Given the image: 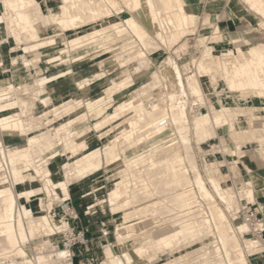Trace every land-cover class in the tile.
I'll return each mask as SVG.
<instances>
[{
    "label": "bare ground",
    "instance_id": "1",
    "mask_svg": "<svg viewBox=\"0 0 264 264\" xmlns=\"http://www.w3.org/2000/svg\"><path fill=\"white\" fill-rule=\"evenodd\" d=\"M246 1L250 3L254 10L256 9L264 16V0ZM0 2L5 9V12L0 14L2 16V24H5L8 33H11V35L13 34V36L15 35L20 38L23 35V38L26 37L29 39L32 44V42L41 40V26H59L62 31L75 30V32L78 33L80 31H78L77 28L80 23L92 21L91 24H93V28L90 31L79 33L76 36L71 37V39H68L65 42L66 47L71 45L73 50H76L81 47L97 43L101 44L103 42L105 47L107 46L106 42L107 44L109 43L108 48L112 46L114 47V45H119L121 47L119 49L123 51L122 53L124 55L120 52L121 55L110 57V62L115 63L116 65L122 64L125 67H130L133 63H137L139 68H146L145 70H151L152 64L149 54L152 51L157 50L159 46L158 41L151 32L157 35L156 37L160 38L162 41L170 38L173 39L174 42H177L175 40L180 39L186 32L191 31V29H188L193 20V16L186 10L184 0H61V3L56 10L50 8L47 12L43 10L42 5L38 0H0ZM124 7L132 13L126 17L130 26L129 30H123L125 27L119 29V26H117L116 23L114 25L115 20H112L115 16L113 13L114 10L117 11V14H122L125 12ZM136 16H139L140 20ZM119 21L120 20L116 22L120 23ZM98 24L100 25L95 26ZM212 30L211 35H209L206 38V41L203 42V52L200 56H195L194 62L196 65V72L186 78V83L190 92L187 90L184 81L185 78H183L180 66L172 57H170L167 60L168 67L166 70H153L150 73L149 79L142 84L141 88L136 90L135 96L131 98V101L128 100L130 102L128 105H125V103H118L117 109L111 113L112 117L110 116L111 118L109 117V120L106 119L108 117H105L107 123H113L119 119H123L127 124L126 126L120 127L118 125L120 132L114 136L109 147L106 148L108 149L106 153V159H108V161L119 156L120 148H122V152H125V148L126 151H135L148 139L159 137L167 130L169 125H171V122L177 124L176 127L179 128L178 130L182 134L183 148L186 150V156H184L182 152L175 153L173 150L171 151V147L175 144L167 143L161 148L153 147L149 150L150 152L148 154L141 153L142 156L139 157L140 155H138L137 157L139 158L137 159L135 156L127 160L124 159L118 164V170L121 173V177L114 181L113 187L109 192L112 204L110 205L114 211H125L134 208L133 210L128 211V213L133 211L131 212L132 215L130 213V215H125V224H128V226H121L123 230H126L129 226L134 229L136 226H139V228L145 232L142 227V221L138 220L137 222H132L130 224L128 222L140 218L141 215L139 213L141 211H151L152 214L156 215L159 209L162 211V208L165 206L167 207L163 202H166L169 195L173 198V204H175L176 209H178L180 213H183L182 218L177 220L178 223H175V226L177 225L178 227H175L172 230L156 237H149L143 232L144 238L140 243H136L135 254L131 252L132 250L129 245H127V241L123 239V236L118 233L120 235L121 253L129 264H136V259L145 258L151 262V260L159 257L160 253L170 255V260L174 262V264H189L187 262L188 260L184 262L186 255L181 254L179 257H172L169 252V250H173L174 248H180L184 242L193 243L198 241V243L201 244V252L197 253L192 259L194 261L196 259L198 262V258H202L200 262L203 264H249L245 247L248 251L253 253L260 251L262 247L264 248L260 240L256 238H246L245 247H243L240 240L241 236L239 237L235 229L236 227H233L226 212L216 204L215 196L209 189L207 182L200 171L197 158L182 133L187 121L189 123V119L186 120L188 114L186 103L188 95L191 93L198 97L195 96L198 101L200 100L202 102V106L207 107L205 111L197 110L192 117L196 125L194 127H196L199 135H208V137L212 136L217 132V129L228 125L231 137L236 141L239 148V151L234 148L231 149L229 151L230 155H240L242 153V147L246 143L252 142L262 147V156L264 159V139L255 134L260 132L258 130L261 128V126L259 127L258 120H264V118L257 116L253 109L247 111L245 108H237L223 104L218 107L211 98L206 97L201 83V77L207 76L214 86L222 80L227 86V89L232 93H240L241 96H248L251 93H255L258 97L264 98V43L252 44L247 49H243L240 46V43L242 42L240 37L238 35H233L231 43L236 45L237 50L235 51L230 48L220 55L217 54V51L223 46V34L219 27H214ZM193 31L195 30L192 29V32ZM192 32L190 33L192 34ZM132 37L135 38L133 39ZM125 41L127 42L125 43ZM41 44H44V42ZM126 44L127 48L125 47ZM101 46L102 44L100 47ZM82 58L83 57H81V59ZM26 61L27 59H25V62ZM39 63V60L34 59L27 65H37ZM185 65L188 66L187 63ZM141 69L140 74V71H137L136 67L133 71L132 69H129V72L122 76L123 78L120 80V85H118L117 81L112 79L113 84H110L112 86L108 87L109 92L113 95L114 93L120 92L127 83L132 81L135 74L134 72H138L136 75L139 76L145 72V70L142 72ZM71 72V68L69 67L68 71H60L53 76L45 74L39 75L36 79L35 85H28L26 83L14 88L15 86L13 83L9 82L6 83L5 86L0 87V131L6 139H11L12 136L17 133V130L14 127L16 124V117L14 116L16 114L14 113L17 111V108H21L22 111H19L23 113V116H28L24 122L26 123L29 132L33 131L31 128L34 125V121L31 120L37 116L40 117L39 119H42L41 117L43 116L44 118L42 121L44 122L47 120L46 125H48L47 128L44 129L45 134L42 132L45 135L47 144L52 143L54 145H59L64 143L66 146L70 147H64L65 149H72V147L74 149V145L71 147L72 141H69L71 138L65 139V136L61 135V131L51 125L53 124V120L50 119L53 114L52 111L69 103L68 101L59 107L57 106L58 108L55 107L56 109H51L52 111L50 110V112L49 110H45L40 114L34 115L33 118L28 115V113H30L29 110L31 112L32 110L36 112L38 107L37 102L43 105L49 103V96L47 95L48 98L42 96V93H44L41 91L42 88L47 89V85L54 79H57L59 76H65ZM157 91L159 92L157 94L158 97L156 95L153 96V93ZM25 95L29 96L26 98L24 97ZM146 97H149L150 99L147 102L145 101ZM73 100L75 101V99ZM105 100L106 98L104 97H101L96 101L89 98L86 105L92 109L91 114H93V112H96V115L104 114ZM28 101H33V104H29ZM195 101L196 100H194V103ZM169 102L171 113H169L166 108ZM78 104L75 105V107H78ZM192 107L194 108V106ZM70 112H72V110ZM240 116L247 117L246 120L248 127L246 129H237L235 126L236 122H240ZM162 117H164V119ZM159 118H162L163 120L161 119L162 121H160ZM105 119L103 120L105 121ZM101 124L103 125V123ZM213 126H215V129ZM143 127L149 129L146 131ZM141 128L147 132V136L143 132V129L142 131L140 130ZM211 128L214 129V132L208 133ZM21 131H19V133ZM68 132L69 131H67V133ZM70 133L72 135V132ZM73 133L75 134L74 131ZM80 133L82 132L80 131L79 134ZM79 134H77V137ZM42 136L43 135L40 137ZM75 136L72 137V140H74ZM223 143H225L224 140ZM84 145L86 146L87 144ZM75 146H77V144ZM79 146L81 148L82 144ZM24 147L25 148L20 150H15L14 148V151H7L4 142L0 141V245L4 246L2 253L0 251V258H2V256L3 259L4 257L6 259L13 256H19L23 259L21 261L13 259L12 262L6 260L1 261L0 259V264H56V262L66 259L68 251L64 249H54V242L52 240L55 239L53 237L55 228L48 225L43 216H36L31 208L26 210L25 218L23 217V214L18 215L16 213L17 201L19 202V200H17L16 194H14L9 185L11 179L13 181L15 177L17 178L15 188L20 195L27 197L26 200H30V195L32 193L28 191V186L37 179H35L36 177H33L30 180H27V178L33 176L30 173L25 174L29 177L22 175V172L21 175L15 176L14 157L15 155H19L22 160L26 159L28 162H37L39 161L42 149H44L42 145H39L38 137L35 135H30L29 143ZM219 147L221 146L219 145ZM79 149L77 148L78 152ZM66 152L67 150H65V153ZM1 153L7 162L9 174L5 171L6 168L2 162ZM202 153L210 154L211 149L206 152L204 150ZM37 154H39L38 157ZM75 154H77V152ZM98 154H100L98 150H92L84 157L76 159L72 165H69L66 170L67 181L63 182V185H66L73 177L77 178L76 176L78 175H76V173L88 171L90 165H93L96 168L100 167L102 159L95 158ZM186 161L190 168L186 167ZM213 164L214 161H211L210 165L213 166ZM209 180L221 199L226 200L227 203L228 201L232 202L234 200L231 199L233 198L232 196H234L232 194L231 186H223V176H215V174L211 176L209 175ZM51 183L53 184L52 179L50 178H47L45 183H43L45 184V189L49 195H52L57 191L54 190L53 192L50 188ZM246 183L243 182L236 185V187L240 190V194L243 195V197L246 195V201L252 202L255 195L253 190H251L252 188H248L247 190L245 187ZM192 184L197 188L201 197L206 200L208 210L202 209L203 207L200 205L201 198H198L200 201H197L199 204H196L197 199L195 198L197 197L194 189L190 188ZM247 184L251 185L249 182ZM160 185H163L164 188H161L162 186L160 187ZM168 190H172V193H169ZM159 193L161 194L159 195ZM121 197H127V199L120 203L119 199ZM141 197L148 198L143 202L142 200L144 198L142 199ZM139 198H141V203L139 202ZM159 204L164 206L161 208ZM195 204L199 205L198 207H200V209ZM201 204L203 205V203ZM230 204L232 205V203ZM50 206L51 205H49V207ZM195 207L199 210H194ZM227 207H229V205ZM243 223L244 224L237 226V230L244 234V232L248 231L244 226L247 225L249 229L251 227L248 223ZM36 232L40 235L43 234V239L46 241V244L50 245L51 249L49 248L48 250L50 251L46 253L36 251V255H34L35 259H29L27 255L28 252H26V248L22 243L24 244L29 240L30 236L35 237ZM38 233H36V236ZM211 236H213V238L215 237L216 240L209 241ZM209 244H212V247H209ZM107 247H109L107 248L108 250L106 249L103 251V261H107L108 264H125L124 258L118 253L119 251H116L114 244L111 243ZM170 260L169 262L171 263ZM191 262L192 261H190V264L194 263Z\"/></svg>",
    "mask_w": 264,
    "mask_h": 264
},
{
    "label": "rangeland",
    "instance_id": "2",
    "mask_svg": "<svg viewBox=\"0 0 264 264\" xmlns=\"http://www.w3.org/2000/svg\"><path fill=\"white\" fill-rule=\"evenodd\" d=\"M227 1H229V0H227ZM227 4H228V6L231 7L232 10H234L233 12H236L235 9H239L242 12L245 11V9L248 10L254 17H256V20L258 22L261 21L260 25L264 28V16L261 15L256 9L254 10V8L246 0H230V2ZM228 6H227L228 11H230ZM124 9H127V8L124 7ZM4 10L5 9L3 7V4L0 2V14L5 12ZM44 11L47 12L48 10H45V8H44ZM188 12L193 16V20H192L191 24L189 25V29H188V30L191 29V31L186 32L180 39L175 40L177 42H174V40L170 39V38H167V40H165V41H162L158 37H156V38L161 40L165 44L174 45V44L178 43L183 37H185L190 32H192V29L195 30V26L197 24V15L191 11H188ZM113 13L115 14V16L112 18V20H115L114 25L116 23V25L119 26V29L125 27V28H123V30H129L130 26L127 22L126 17H125L126 20L124 19V20L119 21L120 23L122 22L121 24L116 22L119 20V18H117L116 15H123L125 12L122 14H117V11L114 10ZM131 14L132 13L130 12V15ZM1 17L2 16L0 15V30L3 31V33L6 34V36L11 35V33H9L7 35L8 31L5 28L6 27L5 24H2ZM91 23H92V21L86 22V23H80V25L77 28V30L80 31L78 33L75 32V30H67V31L63 32V34L60 36V39H59V49L62 51L63 54L64 53L67 54V53H70L71 51H73V47H71V45H69V47H66L65 42L68 39H71V37H74L79 33L90 31L93 28V24H91ZM99 25L100 24L95 25V26H99ZM126 27H127V29H126ZM215 27H218V26H215ZM149 31L151 32L150 29H149ZM194 32L195 31H193L192 34ZM203 32H204V35H206L205 37L209 36V35L207 36V33H209V30L205 29ZM151 34L153 36L155 35L152 32H151ZM12 36H13V34H12ZM155 36H157V35H155ZM13 37H15V39H17V41H23V40L26 41L28 43V45L26 46L27 50H31L33 48L31 41L29 39H27L26 37L23 38V35L20 38L15 36V35ZM223 39H224V36H223ZM204 41H206V38L204 40H201L200 42H198L197 44H195V46H193L191 48L190 55L188 56V58L183 60V63H184L183 70L184 71L182 70V68L178 64V62L176 60H174L181 68L183 78H185L184 79L185 83L187 82L186 78L189 75H192L194 72H196V69H195L196 65L194 62L195 56H200V54L203 52V42ZM1 42H2V40H0V43ZM126 42L127 41H125V43ZM103 43H101L102 44L101 47H100L101 44L97 43L94 45H89V46L78 48L77 50H80V49L84 50L85 49V50L90 51L89 54H94V55L99 54V55H103V56H105V54H106L110 57H117L115 55H121V53L123 52V51H121V49H119V48H121L119 45H114V47L112 46V47L108 48L109 43L107 44V42H106V45H107L106 47L103 45ZM121 43H124V42H121ZM158 44H159V46H158V49H159L161 44L159 42H158ZM222 44H223V46L217 51V54L222 55L224 51H226L230 48L235 50V51L237 50L236 47H234L229 42H226L225 39L223 40ZM2 47H3V45H0V49ZM125 47L127 48V44L125 45ZM242 48L247 49L248 47H242ZM2 55L3 54L0 51V66L5 67L6 62L2 58ZM36 57H38V58H36ZM39 57H40V59H39ZM81 57H83V55ZM26 59H27L26 64L33 61L34 59L39 60L41 62L42 56H41L40 52H37V55H35V57L33 56V58H32L33 60L31 58H26ZM110 63L113 66L125 67L122 64L116 65L115 63H112V62H110ZM186 63L188 64V66L185 65ZM28 66H30V65H28ZM138 68L139 67H137V71H140L141 68H139V70H138ZM3 69H5V68H3ZM145 69L146 68L141 69L142 72ZM133 70H135V69H132V71ZM134 73L137 74L138 72L137 73L134 72ZM140 73H141V71L139 72V74ZM44 74L47 75V73H44ZM149 77H150V73H148V71L146 73L141 74L140 76L137 75L136 76L137 79L135 80V85H133V87H132L133 90H131L129 92L130 96L127 94V95L123 96L122 98L118 99L117 93H114V95H113L111 92H109L108 87L112 86L110 84H113V80L110 82V84L106 88L105 95L95 96L94 98H96V99H94L88 95L87 99H86L87 102H88L89 98L90 99L92 98L93 101H96V100L100 99L101 97L106 98V100L104 102L105 103L104 104V107H105L104 114L96 115V112H93V114H91L89 116V119H88L87 115L84 114V109L82 107H80V104L82 102L81 101L82 98H81L80 94H76L75 96H68L64 100H61V102H56L54 105H51L52 104L51 97L49 96V94H47L49 96V99H48L49 103H46V105H43V104L37 102L38 107L36 109V112H34V110H32V112L29 110L30 113H28V115H30L29 117L33 118L34 115L40 114L45 110L46 111L49 110V112H50L51 109H53L55 107L58 108L60 105L65 104L68 101L69 103L60 106L58 109L55 108L56 110H54V111L51 110L53 114L50 117V119L53 120V124H51V125L55 126L56 129H59L62 133L61 135L65 136V139L71 138V139H69V141H72L71 147L74 145V149H73V147H72V149H67V148L65 149L64 147H68V148H70V147L66 146L64 143H61L59 145H56V144L54 145L52 143L47 144V141H46V138L44 135L45 134L44 129L47 128L48 125H46L47 120L44 122L42 121L44 118L43 116L41 117L42 119H39L40 117L37 116L31 120V121H34V125L31 128V130H33V131L29 132V130H27V125L24 122L28 118V116L27 117L23 116V113H21L19 111V110L22 111V109L20 107H19L20 109L17 108L16 109L17 111L14 113V114H16V115H14L16 117V118L14 117L16 119V121H15L16 124L14 125V127L17 130V133L14 134L11 139L17 140L18 137H20V138L23 137L26 140V141H23L25 144L11 145V144H8L7 142L5 143L2 139L3 134L0 131V141L4 142L5 148L9 146L8 148H6L7 151H14V148H15V150H20L22 148H25L24 146H26L29 143L30 135L37 136L39 145H42L44 147V149H42L41 155L39 156V154H37V157L39 156V161H37V162H35V161H33V162L29 161L28 162L26 159L22 160L21 157H19V155H15V157H14V166H15L14 167V169H15L14 174H15V176L21 175V172H22V175H24L26 177L27 175H25V174L30 173L33 176L30 175L31 177L27 178V180H30L33 177L34 178L36 177L35 179H37L36 181L30 183V185L27 188L29 192H32L30 195V200H28V199L26 200L27 197L20 195L18 193V191L16 190L15 184H16L17 178L15 177V179L13 181L11 179L9 185L11 186L14 194H16L17 200H19V202L17 201L16 213L18 215L23 214V217L25 218L26 210L28 208H31L36 216H39V215L43 216L45 219V222L48 225L53 226V227H54V223L61 225L62 222L70 221L71 227H74L77 230H85L86 231V234H85L86 235V242L88 241V234L91 233L90 235L91 236L93 235L92 237H94L93 240H94L95 245H96V243L100 245L99 247L96 248L97 253H96L95 259H96L97 264H106L107 261H103L104 260L103 259V251L106 250L107 248H109L107 246L111 243L115 245L116 251L117 252L119 251L118 253L124 258V256L121 253V242L119 240L120 235H122L123 239L125 241H127V243H128L127 245H129L130 249L132 250L131 252L134 254H135L134 251H135L136 243H140L144 238V235H143L144 231L141 228H139V226H136L135 229L130 227V226H129L130 228L128 227L126 230H123L121 228V226H125V227L128 226V224H125L124 217H125V215L126 216L130 215L131 212H133V211L129 212L130 214L128 213V211L133 210L134 208H130V209L125 210V211H123V210L114 211L112 209V206H111L112 204L110 201V193L109 192L113 187L114 181L121 177V173L118 170V164L120 162H122L124 159L127 160V159L133 158L135 156L137 159V158L142 156L141 153L148 154L150 152L149 150L152 149L153 147L154 148L155 147L161 148L162 146H164L167 143H174L175 144L174 146L171 147V151L173 150V152H175V153L182 152L183 155L186 156V150L183 148L182 134L178 130L179 128L176 127L177 124L176 123L173 124V122H171L170 123L171 125H169V127L167 128V130L164 133H162L159 137H157L155 139H148L143 145H141L139 147V149L137 148V150H135V151H132V150L126 151V148H125V150H124L125 152H122L123 150H121L122 148H120L119 149L120 150L119 156L115 157L112 160L110 159L109 161H108V159H106V157H107L106 153L108 150L106 148L109 147V144H110V142H112L114 136L120 132V129H118V128L120 126H126L127 125L123 121V119H119L113 123H107V120H109L111 113L115 109H117L118 103H123V104L125 103V105H128L130 103L129 101H131V98H133L135 96L136 90L141 88L142 84L144 82H146L149 79ZM35 79H37V77H34L33 79L29 80L26 83L28 85H33L35 83L34 82ZM114 81H116V80H114ZM117 82H118V85L121 84L120 81H117ZM11 83H13V85L15 86L14 88H17V86H20L23 84V83H19V82H11ZM26 83H24V84H26ZM201 83H202V86L204 88L206 97L211 98L213 100V102L218 107H220L223 104V105L237 107V108H239V107L245 108V110L248 111V110L255 109L252 106H257L256 108H258V109L255 111V114L257 116L264 117V111H263L264 108L260 107V102H261V100L264 102V98L258 97L255 93H251L248 96H241L240 93H232L227 89V86L225 85V83L222 80H220L217 83V85L214 86L210 82V79L207 76L201 77ZM83 85L84 84H82V87H83ZM129 85L132 86V82ZM1 86H5V83H3V81H0V87ZM186 86H187V83H186ZM82 89L84 91H87V85H84V87ZM187 90H188V92H190L188 89V86H187ZM41 91L44 93H47L46 88H42ZM158 93H159L158 91L154 92L153 96H155V95L157 96ZM27 96H29V95H25L24 97L27 98ZM195 96L196 95H193L190 93L188 95V98H187L186 110H187L188 114H187L186 120L189 119V123L187 121V124L185 125V127L182 130L183 136L187 140V142L190 144L191 150L193 151V153L195 154V156L197 158V162H198L200 171H201L203 177L205 178L209 189L212 191V193L215 196L216 204L218 205V207L223 209L224 212H226V215H227L228 219H230L231 224L233 225L234 228L236 227L235 229H236L239 237L241 236L240 240H241L243 247H245L246 238H252V239L256 238V239L260 240V242L264 246V232H263L262 236L259 237L256 233L251 232V228L249 229L247 225H245L244 228L248 229V231L244 232V234L242 232H238L239 230H237L238 225L244 224L242 218L238 214V210L241 206H244L249 202L246 201L247 200V198H245L246 195H244L245 197H243V195L240 194V190L237 189L236 185H239L243 182H245V183L249 182L251 184V182L243 180V179L235 180L229 174V170H228V167L226 166V164L228 161L234 159V157H232V155H230V152H229L231 148L232 149L234 148L232 145L233 139L231 138V135H230L231 133L229 130V126L227 125V126H224L220 129L216 128L217 132H215L212 136H209V137H208V135H205V136L199 135L197 133L196 127H194L196 125H195V122H194L192 117L197 112V110L205 111L207 109V107L202 106V102L200 100L198 101V99H197L198 97L196 96L197 97L196 98ZM45 97H47V96H45ZM73 99H75V101ZM148 100H150L149 97H146L145 101L147 102ZM192 100H193V102H192ZM194 100H196L197 103H196V101L194 103ZM126 101H127V103H126ZM205 101H206V99H205ZM87 102H86V104H87ZM28 103L33 104V101H28ZM190 103H191V105H190ZM77 104L79 106L78 107L76 106L77 107L76 108L75 105H77ZM169 104H170V102L167 104L166 108L168 109V112L171 113V111H170L171 107ZM192 106H194V108ZM71 107L75 110H73ZM87 108H88L89 112L92 113L91 112L92 109L89 108L88 105H87ZM67 109H68V111H67ZM71 110H72V112H70ZM17 112H19L21 114H19ZM62 112L64 114H66V113L67 114L64 115ZM117 112H120V111H117ZM105 117H108V118H106L107 120L105 119ZM84 118H86V119H84ZM162 118L164 119V117H162ZM162 118H159L160 121L163 120ZM103 119H105V121ZM246 119H247L246 116H240L239 117L240 122L239 123L236 122V124H235L236 128L237 129H246L248 127ZM100 121H103V122H100ZM35 123H37V124H35ZM101 123H103V125ZM258 123H259V127L261 126V128L258 130L260 132H257V134H258V136L261 137V136H264V121L259 120ZM99 125H100V127H99ZM118 125H119V127H118ZM150 125H152V124H150ZM87 127L91 130V133H90L91 135L89 134L91 137H89V138L83 137L82 138L81 137L82 135H80V134H84L85 132L84 133L82 132L80 134H79V132L82 129H84L85 131L86 130L89 131V129ZM67 128H69V129H67ZM143 128H145L146 131L149 129V128L147 129V127H143ZM143 128H141L140 130L142 131ZM213 128L215 129V126H213ZM213 128H211L208 131V133L214 132ZM145 130L143 132L146 135L147 132ZM19 131H21L20 132L21 134L19 133ZM67 131H69V132L67 133ZM73 131L75 132L76 136L73 133ZM70 132H72V135ZM39 133H40V135H39ZM99 133H101L102 135L101 136L98 135ZM77 134H79L78 137H77ZM94 134L97 137L94 136ZM41 135H43V136L40 137ZM73 136L76 137V138L74 137V140H72ZM43 137L45 138V140ZM223 140L225 143H223ZM234 142L236 143V141H234ZM76 144L78 147L75 146ZM81 144H82V146L80 148L79 145H81ZM84 144H87L88 146L87 145L85 146ZM250 144L251 143L245 144L243 147L247 146V148H251ZM83 145H84V149H83ZM219 145L221 147H219ZM47 146L49 147V149ZM54 147H56V148L53 149ZM77 148L78 149L80 148L83 151H81L79 149V152H78ZM210 149H211L210 154L202 153V151L205 150V152H206L207 150H210ZM65 150H67L66 153H65ZM71 150H72V153H71ZM92 150H98L100 152V154L95 156V158L96 159H98V158L102 159L101 166L96 168L93 165H90L88 168L89 169L88 171L83 172V173H76V175H78V176H76L77 178L73 177L71 179V181H68L69 183L67 182L66 185H63V182L67 181L66 170L68 169L69 165H72L76 159H78V158L80 159V158L84 157L86 154H88ZM76 152H77V154H75ZM138 155H140V156L137 157ZM225 156H226V158H225ZM41 157H42V159H41ZM49 161H50V163H49ZM211 161H214L213 166L210 165ZM215 162H216V164H215ZM185 165H186V167L190 168L188 162L185 163ZM220 166H223V167H220ZM213 172H214L215 176H217V175L223 176V179H224L223 180L224 181L223 186H229V187L231 186L232 194L234 195V196H232L233 198H231L232 200L234 199L232 202L228 201V203H227L226 200L221 199V197L216 193L214 187H212L213 185L209 180V175L210 176L214 175ZM43 173H44V175H43ZM191 173H190V175L192 176ZM82 174H83V176H82ZM27 177H29V176H27ZM47 178L52 179L53 184L51 183L50 188L53 190V192H54V190H57L58 192L55 191V193L52 195L48 194L47 190L45 189V184H43V183H45ZM43 180H45V181H43ZM58 181H60V182H58ZM247 183L245 186L247 188V190H248V188H250V189L252 188L251 190H253V192H254L252 184L249 185ZM160 187L164 188L163 185H160ZM190 188L194 189L195 195L197 197V198H195V199H197L196 204H199L198 202L200 200H198V198L199 199L201 198L200 205H201V207H203L202 209L208 210V204H207L206 200L203 197H201L197 188L193 184L191 185ZM162 190H165V189H162ZM168 192L172 193V190H168ZM163 193H164V191H163ZM160 194L161 193H159V195ZM36 196H40V197L44 198V203L41 204L42 207L39 209H35L33 207L34 206L33 198L34 197L36 198ZM49 196H52V197H49ZM67 197H69V200L67 202L70 203L72 208L77 210V212L79 214V218L75 221L73 219H69V216L65 213V211L62 209V207H60L61 202L64 199H68ZM141 198L143 199L144 197H141ZM141 198H139L140 199L139 202L141 201ZM147 198L145 197L142 201L143 202L146 201ZM125 199H127V197H121L119 199L120 203L123 202ZM164 199H165V197H164ZM104 200H105V202H103ZM224 201H226V202H224ZM244 201H246V202H244ZM252 201H254V199ZM163 203L165 205H167V207L165 206L164 208H162L164 205L161 206V204H159V206L162 208L163 212L161 211V209H159L160 211L158 210L156 215H155V214H152L151 211H149V212L141 211L142 214H141V212L139 213L141 215L140 218L133 220V221H129L128 223L130 224L132 222H137L138 220L142 221V227L145 230L144 233H146L149 237L159 236V235H161V234H163L169 230L174 229L175 227H178L177 225L175 226V223H178L177 220L182 218L183 213H180L178 211V209H176L175 204H173L174 202H173V198H171V195H169V198H167L166 202H163ZM201 203H203V205ZM230 203H232V205ZM49 205H51V206L49 207ZM228 205H229V207H227ZM43 206H44V208H43ZM196 206L198 207L199 205H196ZM204 206H205V208H204ZM197 207H195L194 210L195 209L197 210L198 208L200 209V207H198V208ZM183 217H184V215H183ZM63 218H65V220H63ZM133 227H134V225H133ZM105 229L107 231L105 233H103ZM55 230H56V228H55ZM36 233H38V232H36ZM36 233H35V237L30 236V238H29L30 241L27 240L24 244L22 243V245L26 248L25 249L26 252H28L27 255H28L29 259H35L34 255H36V251L37 252L42 251V252L46 253V252L50 251V250H48L49 248L51 249L50 245L46 244V241L43 239L44 238V236H42L43 234L40 235L38 233L36 236ZM129 235H131V236H129ZM53 237L56 238L55 235ZM103 237H104V239H103ZM54 240L55 239H53L52 241L54 242ZM214 240H216V238L215 237L213 238V236H211L209 239V241H214ZM136 241H138V242H136ZM119 244H120V250L117 249L119 247ZM46 245H48V246H46ZM116 245H118V247ZM200 246H201V244L198 243V241H195L193 243L184 242V243H182L180 248H174L173 250H169V252L171 253L172 257H179V256H181V254L186 255V257L184 258L185 259L184 262H186L188 260L187 262L189 264H190V261L194 262L195 264H203L202 262H200L202 260V258L201 259L198 258V262L196 261V259H195V261L192 259V258H194V256L197 253L201 252ZM45 247H46V249H45ZM209 247H212V244H209ZM3 248H4V246L0 245L1 253H2ZM245 249L247 250L246 251L247 258H248V256H251L250 258H248V262L250 264V260H254L257 258V256H258L257 252L258 251L253 253V252L248 251V249L246 247H245ZM194 250H196V251H194ZM259 255H260L259 258H261V260L264 262V248L263 247L261 248V253ZM0 259H1V261L6 260L8 262H12L13 259H18L19 261L23 260L19 256H13L11 258L9 257L6 259H5V257L3 259V256H2V258H0ZM9 259H11V260H9ZM168 259L169 260L171 259L170 255L160 253L159 257L151 260V262L148 261L147 258L136 259L135 262H136V264H161V263L165 264ZM124 260H125V258H124ZM169 260L166 264H174V262H172L171 260H170L171 261V263H170ZM253 262L255 263L256 260H254ZM194 263H192V264H194ZM107 264H108V262H107ZM125 264H129V263L125 260Z\"/></svg>",
    "mask_w": 264,
    "mask_h": 264
},
{
    "label": "crops",
    "instance_id": "3",
    "mask_svg": "<svg viewBox=\"0 0 264 264\" xmlns=\"http://www.w3.org/2000/svg\"><path fill=\"white\" fill-rule=\"evenodd\" d=\"M38 1L41 3L43 10L44 8L45 10H49L50 8L56 10L61 3V0ZM229 2L230 0H184L186 10L197 15L195 32L193 34L186 35L174 45L165 44L154 35L156 40L161 45L159 49L154 50L149 54L152 67L151 70H145L144 73L147 71L148 73H151L153 70H166L168 67L167 60L170 57L176 60L183 70V60L188 58L191 48L201 40L207 38L205 37L206 35H204L203 31L205 29L209 30V33H207L208 36L212 33V29L215 26L220 28L226 42H229L234 47H236V45L231 43L233 35H238L240 37L242 40L240 43L241 47H249L252 44L264 43V28L260 25L261 21L258 22L256 17H254L246 9L243 12L239 9H235L236 12H233L234 10H232L227 4ZM227 6L231 12L228 11ZM129 15L130 12L125 9V13L123 15H116V17L119 18V20H124L125 17ZM136 17L139 19V16ZM41 29V40L32 42L33 48L31 50L26 49V46L28 45L26 41H17L15 37L8 35L9 33H7L8 36H6V34L0 30V40H2L0 45H3L0 51L3 54L2 58L6 62L5 67L0 66V81L5 82V84L9 82H19L24 84L34 77L38 78L41 74L47 73L48 76H53L58 74L60 71H68V68L70 67L72 71L71 73L54 79L47 85V93H42V96H47V94H49L52 100L51 105H54L56 102H61V100H64L68 96L80 94L82 98L80 107L84 109V114H86L89 119L91 113L86 105L87 96L89 95L94 98L98 95H105L106 88L112 79L120 81L123 78L122 76L129 72V69H135V67H138L137 63H133L130 67L113 66L109 61L110 56L106 54L105 56L99 54H89L90 51L85 49H76L70 53L63 54L59 49V39L64 31H62L59 26H41ZM43 42L44 44H41ZM37 52L41 53L42 61L37 65L32 64L28 66L25 59L32 58L37 54ZM82 55L83 58L81 59ZM3 68H5V70H2ZM136 76L137 75L134 74L131 81L132 86L129 85L131 83L129 82L127 83V86L122 88L121 91L117 93L118 99L127 94L130 96L129 92L133 90L132 87L135 85V80L137 79ZM34 82H36V79ZM82 84L87 85V91L82 89ZM33 85H35V83ZM252 107L255 108L253 109L254 112L258 109L256 108L257 106ZM260 107L264 108V102L262 100L260 102ZM80 131L83 133L85 132V134H81L82 138L91 137V130L86 132L82 129ZM255 134L258 136L257 133ZM98 135L101 136L102 134L99 133ZM94 136L96 135L94 134ZM261 138L264 139V136H261ZM2 139L5 143L7 142L11 145H22L25 144L23 141H26L23 137H18L17 140L6 139L4 135L2 136ZM248 143H251V148H247V146L242 147V153L240 155L237 154L236 156H232L234 159L228 161L226 166L228 167L229 174L233 179H243L251 182L255 195L252 203L260 206L264 218L263 150L261 146H258L255 143ZM232 145L234 149L239 151L238 144H236L234 140ZM55 148L56 147L53 149ZM33 200V207L35 209L41 208V204L44 203V198L40 196H36V198L34 197ZM106 231L107 230L105 229L103 233ZM90 234L91 233L88 234V241L75 249L76 264H97L95 259L97 253L96 248L100 245L97 243L95 245L93 240L94 237ZM116 246L118 247V245ZM117 249L120 250V244ZM257 253L258 256L254 259L256 262L254 263V260H250V264H264L261 258H259L261 250ZM250 257L251 256H248V258Z\"/></svg>",
    "mask_w": 264,
    "mask_h": 264
},
{
    "label": "built area",
    "instance_id": "4",
    "mask_svg": "<svg viewBox=\"0 0 264 264\" xmlns=\"http://www.w3.org/2000/svg\"><path fill=\"white\" fill-rule=\"evenodd\" d=\"M1 156L2 162L6 168L5 171L9 174V168L5 158H3L2 153ZM68 200L69 198L64 199L61 202L60 207H62L65 213L69 216V219H73L75 221L79 218V214L77 210L72 208L71 204L67 202ZM238 214L242 218L243 222H246L250 225L252 229L251 232L256 233L259 237L262 236L264 232V218L260 206L249 202L239 208ZM63 220H65V218H63ZM54 227L56 228V232L54 233L56 236L53 246L54 249H64L68 251V256L66 259L56 262V264H76L75 249L85 244L86 231L77 230L74 227H71L70 221L62 222L61 225L54 223Z\"/></svg>",
    "mask_w": 264,
    "mask_h": 264
}]
</instances>
